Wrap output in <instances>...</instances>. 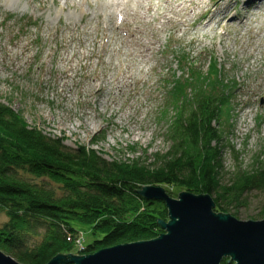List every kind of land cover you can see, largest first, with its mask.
<instances>
[{
	"label": "rangeland",
	"instance_id": "1",
	"mask_svg": "<svg viewBox=\"0 0 264 264\" xmlns=\"http://www.w3.org/2000/svg\"><path fill=\"white\" fill-rule=\"evenodd\" d=\"M63 1L0 0V101L20 111L30 127L73 149L93 147L110 160L150 163L172 145L169 124L184 104L173 95L220 76L226 85L220 91L233 95L221 121L224 181L264 163V1L229 0L221 27L216 13L213 21L189 27L191 34L164 31L150 60L154 68L132 74L117 69L130 61L126 51L138 49L130 33L135 23L125 17L121 24L113 8L98 9L97 2L83 15L82 6L62 9ZM87 22L92 30L81 26ZM248 195L233 216L262 220L263 193ZM6 221L0 213V226ZM77 227L85 237L80 245L89 244L90 228Z\"/></svg>",
	"mask_w": 264,
	"mask_h": 264
},
{
	"label": "trees",
	"instance_id": "2",
	"mask_svg": "<svg viewBox=\"0 0 264 264\" xmlns=\"http://www.w3.org/2000/svg\"><path fill=\"white\" fill-rule=\"evenodd\" d=\"M208 81L173 95L184 104L169 124L172 145L150 163L110 160L93 147L73 149L0 101V213L7 217L0 250L22 264H48L60 254L88 255L155 238L165 232L160 220L169 219L168 209L141 195L145 186H163L174 197L180 191L210 194L218 212L232 215L248 204L251 191L264 196V163L224 181L221 121L233 95L220 91V76ZM77 224L90 228L89 244L80 245L85 237ZM62 263L74 264L70 256Z\"/></svg>",
	"mask_w": 264,
	"mask_h": 264
},
{
	"label": "water",
	"instance_id": "3",
	"mask_svg": "<svg viewBox=\"0 0 264 264\" xmlns=\"http://www.w3.org/2000/svg\"><path fill=\"white\" fill-rule=\"evenodd\" d=\"M147 199L162 200L169 209L158 237L103 248L93 254H60L48 264H264V219L243 221L218 212L210 194L180 192L171 196L163 186H145ZM0 264H22L0 250Z\"/></svg>",
	"mask_w": 264,
	"mask_h": 264
},
{
	"label": "bare ground",
	"instance_id": "4",
	"mask_svg": "<svg viewBox=\"0 0 264 264\" xmlns=\"http://www.w3.org/2000/svg\"><path fill=\"white\" fill-rule=\"evenodd\" d=\"M18 1L19 0H16V2ZM228 1L229 0H64L61 8L74 7L78 10V8L82 6L83 9H81L80 13L87 15L88 10L85 7L89 8V6H93V2H97L98 9L99 7H103L104 10L109 9L110 11V9L113 8V11H116L114 17L117 21L120 20L121 24L126 23V18H129L135 23V27L130 33L133 36V42L135 44L137 43L138 49L136 52L131 50L126 51L125 53H127V57L130 61L125 63V65L122 64L117 69L118 74H132L134 70L144 73L146 69L152 70L154 68L150 60L158 52L157 44L161 41V34L164 31H179L184 29L185 35L191 34L192 32L188 29L189 27L206 19L213 21L216 13L221 14L219 16L220 20L217 19L216 22L217 27H221L229 17L230 6L228 5H230V3H228ZM253 1L257 2V0H244V3ZM93 10L95 12L92 15L97 16L98 20H100L102 14H99L95 9ZM75 17L76 16L73 15L72 19H75ZM108 17L110 19L111 12H109ZM232 17L236 18V15ZM81 26L84 27V30L88 27L89 30H92V25L88 22L83 23ZM136 34H140L139 40L134 39ZM195 38L197 37H193V40H195ZM137 57H140V62L142 64H147L148 67H145L146 65H144V67L139 66L136 59ZM161 233L164 232L162 231Z\"/></svg>",
	"mask_w": 264,
	"mask_h": 264
}]
</instances>
